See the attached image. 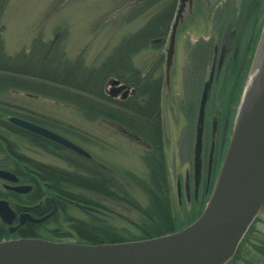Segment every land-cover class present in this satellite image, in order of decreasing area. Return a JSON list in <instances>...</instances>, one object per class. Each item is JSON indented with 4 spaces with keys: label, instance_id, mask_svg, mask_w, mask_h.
Listing matches in <instances>:
<instances>
[{
    "label": "rangeland",
    "instance_id": "obj_1",
    "mask_svg": "<svg viewBox=\"0 0 264 264\" xmlns=\"http://www.w3.org/2000/svg\"><path fill=\"white\" fill-rule=\"evenodd\" d=\"M126 1L0 0V48L9 59L24 61L25 64H22L28 65L27 71L34 73L46 68L47 60L50 68L62 61V64H81L79 67L86 70L88 67L101 66L109 57L119 59L121 52L126 51L131 65L143 77L157 81L162 88L168 42H152L150 32L145 33L155 22L158 25L154 28L156 32L162 31L164 21L158 17L163 11L162 6H138L128 10L124 7ZM255 1H261L260 5L255 6ZM218 10L222 12L214 28L212 25L206 29L203 26L188 28L179 33L177 42L172 83L180 114L178 122L171 120L169 137L165 132L170 199L177 230L186 228L202 214L214 185L195 198L186 195L187 188L194 187L191 175L194 130L204 88L209 83L207 120L211 122L215 117L220 125L228 117L232 133L264 29V0H218L215 11ZM214 30L215 36L211 40L191 39L192 34L198 33L209 39ZM32 63L36 66H31ZM116 81L111 78L105 85L106 92L112 96L115 91L122 89L123 84L116 85ZM40 88L43 89L42 86ZM37 91L32 95L0 88V110L3 112L0 113V119L8 121L12 115L29 121L33 119L35 121L31 122L76 143L92 159L112 170L119 184L129 191L135 201L148 209V198L130 179L132 177L141 183L147 179L144 145L123 135L119 128L107 124L101 118L69 104L67 100H58L51 94ZM126 91L132 93L131 88L126 86L114 95L115 99L122 100ZM185 118L189 121L187 128H184ZM219 125L216 142L220 164L222 136ZM180 133L183 134L181 138L178 137ZM0 136L10 142L18 154L43 165L69 169V163L74 158L70 150L48 139L47 147H44L46 149L42 150L40 148L43 147L35 146L30 140L13 136L6 128H0ZM0 161H3L2 164L8 162H4L2 155ZM188 181L189 187L186 185ZM179 185L182 192H179ZM11 200L18 205H25L13 198ZM110 209L114 211L110 214L112 217L109 216L111 224L121 231L123 237L140 238L139 231L132 225L139 222L138 212L123 204L111 205ZM69 211L75 219H87L80 208L70 207ZM54 221L46 220L40 231L42 237L50 241L76 242L65 222L59 227ZM55 234L59 237H55ZM246 241L243 259L234 264H264V208Z\"/></svg>",
    "mask_w": 264,
    "mask_h": 264
},
{
    "label": "trees",
    "instance_id": "obj_2",
    "mask_svg": "<svg viewBox=\"0 0 264 264\" xmlns=\"http://www.w3.org/2000/svg\"><path fill=\"white\" fill-rule=\"evenodd\" d=\"M156 26H158L156 22L152 23L145 33L156 35L154 29ZM118 57L119 59L109 57L101 66L88 67L86 70L82 66L83 69L79 67L81 64L67 62L62 64V61L57 62L56 67L50 68L47 66V60L46 68L40 73H34L27 71L28 65L25 66L24 61L9 59L2 47L0 48L1 89L18 90L32 95L41 90L45 94H51L55 99L67 100L81 111L137 136L149 147L144 157L148 168L147 179L141 183L130 177L135 186L141 188L148 198L149 206L146 209L133 199L122 184H119L118 177L112 170L94 159L88 160L72 153L74 158L69 163V169L51 167L15 153L13 145L0 136L1 140L6 141L8 153L13 159L16 156L21 167L24 166L41 176V180L33 182V191L22 197L5 193L0 186V199L13 198L27 206L38 204V207L31 209L32 215L36 218L46 215L53 199L60 211L52 219H55L54 222H57L59 227L65 222L72 230L71 236L77 243L92 245L123 243L151 239L178 231L177 220L172 213L169 174L162 147L159 83L143 77L140 71L131 65L126 51L121 52ZM31 66L35 67L36 64L32 63ZM111 78L124 86L134 88L135 93L124 100H116L105 90V85ZM0 113L3 114L1 110ZM4 113L9 114L7 111ZM0 128H6L13 136L30 140L35 146L44 148L49 142L9 124L6 120L0 119ZM2 146L3 143L0 141V155L3 156L6 152L2 151ZM5 161L8 159L4 158ZM29 175L23 174V179L26 180ZM117 204L127 205L130 210L140 214L139 222L132 223L139 231L140 238H125L121 231H117L111 224L110 214L114 211L110 207ZM70 207L80 208L87 215V219L78 220L71 217ZM45 224L46 221L40 224L27 222L11 235L9 228L0 221V241L9 238H44L40 231ZM250 231L251 229L248 234ZM55 237L59 236L55 234ZM246 237L232 264L243 259V247L248 243Z\"/></svg>",
    "mask_w": 264,
    "mask_h": 264
},
{
    "label": "water",
    "instance_id": "obj_3",
    "mask_svg": "<svg viewBox=\"0 0 264 264\" xmlns=\"http://www.w3.org/2000/svg\"><path fill=\"white\" fill-rule=\"evenodd\" d=\"M188 1L181 0L166 49L163 88L169 95L176 62L177 32ZM257 54L263 56V62L256 83L247 98L241 99L211 196L192 224L160 237L123 243L92 245L41 238L2 240L0 264H227L233 260L264 207V29ZM115 84L120 85L118 81ZM121 87L120 90H124L125 86ZM127 94L126 91L124 97ZM9 122L84 158H91L79 145L40 125L16 117H11ZM0 179L13 184L18 181L5 170H0ZM7 188L18 194H27L32 189L30 186ZM57 209L54 203L52 211L41 218L21 213L18 225L12 227L18 215L9 202L0 200V219L11 226L10 233L14 234L26 222L38 224L48 220Z\"/></svg>",
    "mask_w": 264,
    "mask_h": 264
},
{
    "label": "flooded vegetation",
    "instance_id": "obj_4",
    "mask_svg": "<svg viewBox=\"0 0 264 264\" xmlns=\"http://www.w3.org/2000/svg\"><path fill=\"white\" fill-rule=\"evenodd\" d=\"M258 1V0H257ZM260 2H254L255 6L260 5ZM181 5V0H128L124 4V7L128 10H131L136 7L140 6H150V7H161L162 12L158 14L159 16H162V19L160 21H164L163 23V28L162 31L159 33H156V35H151V38L153 39L152 42L155 43H163L169 41L171 31H172V26L175 22V19L178 14L179 7ZM128 6V7H127ZM218 6V0H189L186 2L184 13H183V20L182 23L178 29L177 32V38L176 41L178 42V37L179 33L188 29V28H195L198 29L199 26H203L205 29L208 27V25H212L214 28L215 24L217 23L218 18H220V14L222 11H215V7ZM200 31V30H199ZM168 36V38H167ZM215 36V30L214 32L210 35L209 39H205L202 33L198 34H192V37L196 41H206V40H211ZM176 42V43H177ZM177 46V45H176ZM177 48V47H176ZM176 55H177V49H176ZM173 76V75H172ZM164 84V83H163ZM160 88V121H161V132H162V147H163V152L165 155V161L167 165V171L168 174L169 168H168V162H167V146H166V134L165 132L168 133L169 137V130H170V123L171 120L178 122L179 117L178 115L180 114V106L179 103H177V100L175 99L174 92H173V83H172V93L169 95L168 93L165 94L164 88L162 85V88ZM132 93L127 95L126 97H122V100L126 99L128 96L133 95L135 93V89H131ZM209 83L206 84L204 88V92L200 98L199 101V109H198V116L196 118V125H195V144H194V161L192 163L193 167V173L192 175V180H193V188L188 189L186 195L187 197H191V195L195 197L204 194L207 190H210V187L213 183H215L218 173H219V166L221 168L222 162L224 160L226 150L231 138V130H230V120L228 117H226L224 124H220L219 122L215 119V117L212 118V121L209 122L207 120V104H208V95H209ZM218 125L221 126V136H222V142H221V150L219 153V159L222 161L220 164L218 162V145H217V136H218ZM189 126V121L187 118H185V125L184 128H187ZM120 132L133 139L138 141L139 143H142L147 150L149 147L146 146V144L139 139L137 136L126 132L122 130L121 128ZM184 131V130H182ZM181 131V133H182ZM180 132V131H178ZM178 134L179 138L183 136V134ZM181 136V137H180ZM208 138V142L206 139ZM229 139V140H228ZM1 140V139H0ZM4 145L1 147L3 152H6L4 154V158L8 159V162L5 164H0V170H5L8 171L12 174H14L17 177V183L13 184L11 182L5 181L0 179V186L1 188L5 191V193H13L18 196H26L29 193L33 191V182L41 180V176L26 167L20 165L18 162L16 156L14 159L12 158V155L8 153V147L5 144L6 141L1 140ZM180 143V139H179ZM206 144V146H205ZM40 148V147H39ZM63 149H66L65 147H61ZM226 148V149H225ZM42 150L46 148H40ZM14 150V148H13ZM69 151L68 149H66ZM71 152V151H70ZM15 153H17L15 151ZM18 154V153H17ZM23 156V155H21ZM26 158V156H23ZM16 159V160H15ZM28 159V158H27ZM31 160V159H29ZM34 161V160H32ZM36 162V161H35ZM41 164V163H40ZM26 171V173L24 172ZM30 174L29 177L25 180L23 179V174ZM28 176V175H27ZM31 179V180H30ZM170 180V178H169ZM187 187H189V181L187 182ZM7 186H30L31 192L27 194H18L10 189L7 188ZM214 186V185H213ZM213 188V187H212ZM179 192H182V188H180L179 185ZM201 193V194H200ZM180 195V194H179ZM181 196V195H180ZM0 200H5L9 202L10 206L15 210L17 213V218L13 224V226H17L19 221V216L21 213H31L32 208H36L39 205L36 204L34 206H27V205H18L17 203H13L11 199H0ZM54 202L53 199L51 200V207L49 211L46 213H50L54 207ZM56 204V202H55ZM57 205V215L59 213V206ZM54 215V216H55ZM33 216V215H32ZM45 216V215H44ZM53 216V217H54ZM34 217V216H33ZM53 217L49 218L52 219ZM39 218V217H38ZM48 219V220H49ZM27 222L25 223V225ZM24 225V226H25ZM9 228V227H8ZM18 231V230H17Z\"/></svg>",
    "mask_w": 264,
    "mask_h": 264
},
{
    "label": "bare ground",
    "instance_id": "obj_5",
    "mask_svg": "<svg viewBox=\"0 0 264 264\" xmlns=\"http://www.w3.org/2000/svg\"><path fill=\"white\" fill-rule=\"evenodd\" d=\"M262 62H263V56L257 54L253 60L252 67H251L248 79H247L245 87H244L243 97H242L243 101L250 94L251 90L253 89V87L256 83Z\"/></svg>",
    "mask_w": 264,
    "mask_h": 264
}]
</instances>
